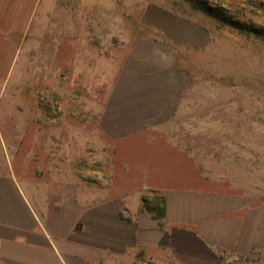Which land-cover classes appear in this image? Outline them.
<instances>
[{
    "label": "crops",
    "instance_id": "1",
    "mask_svg": "<svg viewBox=\"0 0 264 264\" xmlns=\"http://www.w3.org/2000/svg\"><path fill=\"white\" fill-rule=\"evenodd\" d=\"M10 1L0 0V264L253 258L264 247V200L201 160L206 125L223 120L186 95L177 50L200 46L189 21L160 6L143 9L151 54L128 51L112 83L90 89L106 97L80 101V126L51 131L50 143L33 126L46 117L24 115L29 86L10 82L1 65ZM20 6L24 41L31 16L35 25L45 13L34 0ZM71 44L62 45L67 72ZM153 198H162L161 217L149 209Z\"/></svg>",
    "mask_w": 264,
    "mask_h": 264
},
{
    "label": "rangeland",
    "instance_id": "2",
    "mask_svg": "<svg viewBox=\"0 0 264 264\" xmlns=\"http://www.w3.org/2000/svg\"><path fill=\"white\" fill-rule=\"evenodd\" d=\"M171 1L34 0L45 16L35 25L34 14L31 16L24 41L19 34L22 0L9 2L12 23L7 26L6 62L2 60L1 65L10 68V82L15 79L14 83L29 86L25 93L30 96L29 107H24V115L46 117L33 125L40 127L41 137L47 135L45 141L51 143V131L80 126L75 119L79 102L106 97V91L90 89L110 85L128 51L151 54L143 40L152 31L142 21L143 9L150 2L167 6ZM208 2L216 3V8L240 23L264 31V0ZM186 15L189 22L185 24L200 42L198 47L177 50V65L183 83L189 86L186 95L200 100L209 115L223 120L206 125L201 160L210 170L246 185L257 199L264 200V37L241 32L200 10ZM204 33H208L206 44ZM68 38L72 42L70 72L64 71L62 59V45ZM57 107L60 112H55ZM224 264H264V247L253 258L232 257Z\"/></svg>",
    "mask_w": 264,
    "mask_h": 264
},
{
    "label": "trees",
    "instance_id": "3",
    "mask_svg": "<svg viewBox=\"0 0 264 264\" xmlns=\"http://www.w3.org/2000/svg\"><path fill=\"white\" fill-rule=\"evenodd\" d=\"M165 2V1H162ZM152 5L160 6L174 14L180 15L182 17H187L186 13H189L194 10H200L201 12L219 19L221 23H230L233 24L235 28L239 31L246 33H253L255 36L264 37V31L259 27H254L251 24L240 23V21L231 17L226 11L216 8L215 4L208 2V0H172L171 3L167 6H162L157 3L150 2ZM215 6V7H214ZM221 10V11H220ZM146 206V204H145ZM150 210L157 217H161L163 214L162 198H153V201L150 202Z\"/></svg>",
    "mask_w": 264,
    "mask_h": 264
}]
</instances>
